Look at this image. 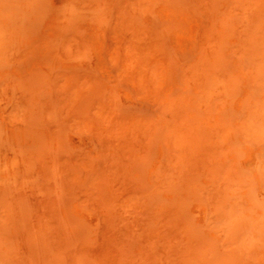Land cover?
Returning a JSON list of instances; mask_svg holds the SVG:
<instances>
[{
  "label": "rangeland",
  "instance_id": "374dc122",
  "mask_svg": "<svg viewBox=\"0 0 264 264\" xmlns=\"http://www.w3.org/2000/svg\"><path fill=\"white\" fill-rule=\"evenodd\" d=\"M0 264H264V0H0Z\"/></svg>",
  "mask_w": 264,
  "mask_h": 264
}]
</instances>
